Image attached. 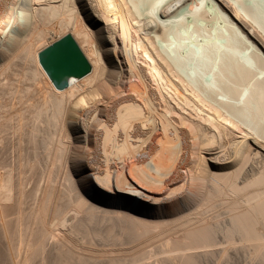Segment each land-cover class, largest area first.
Masks as SVG:
<instances>
[{
	"label": "bare ground",
	"instance_id": "6f19581e",
	"mask_svg": "<svg viewBox=\"0 0 264 264\" xmlns=\"http://www.w3.org/2000/svg\"><path fill=\"white\" fill-rule=\"evenodd\" d=\"M67 38L91 70L59 89ZM255 90L264 0H0V261L264 264Z\"/></svg>",
	"mask_w": 264,
	"mask_h": 264
},
{
	"label": "water",
	"instance_id": "95a60500",
	"mask_svg": "<svg viewBox=\"0 0 264 264\" xmlns=\"http://www.w3.org/2000/svg\"><path fill=\"white\" fill-rule=\"evenodd\" d=\"M40 61L53 84L59 89L66 88L71 77H82L91 70L71 38L41 54Z\"/></svg>",
	"mask_w": 264,
	"mask_h": 264
},
{
	"label": "rangeland",
	"instance_id": "374dc122",
	"mask_svg": "<svg viewBox=\"0 0 264 264\" xmlns=\"http://www.w3.org/2000/svg\"><path fill=\"white\" fill-rule=\"evenodd\" d=\"M91 107L93 106H90V108ZM210 161L215 162L214 160H210ZM128 191L131 192V190ZM3 249H4L3 242L0 240V253H3ZM203 260H204V264H215L214 258L207 257V258H203ZM0 264H8V263L0 261ZM227 264H249V262L247 260L246 255L242 251L241 253L233 252L231 256V260ZM254 264H263V263L257 259L256 261H254Z\"/></svg>",
	"mask_w": 264,
	"mask_h": 264
}]
</instances>
